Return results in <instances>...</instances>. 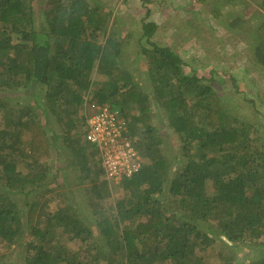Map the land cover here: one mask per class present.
<instances>
[{"label": "trees", "instance_id": "trees-1", "mask_svg": "<svg viewBox=\"0 0 264 264\" xmlns=\"http://www.w3.org/2000/svg\"><path fill=\"white\" fill-rule=\"evenodd\" d=\"M141 24L145 70L135 78L122 64L129 34L118 35L112 11L99 0H45L41 12L32 0H0V245H16L0 260L204 264L198 250L222 239L232 253L223 255L225 264L237 252H259L243 264H264V147L252 137L260 132L234 124L212 81L196 68L187 71L177 52L152 39L156 23ZM258 37L264 62L263 21ZM24 89L33 104L12 103ZM85 101L124 117L143 158L141 168L117 184L103 168L102 180L89 177L92 143L81 139ZM160 112L181 137L173 172L161 150ZM60 138L70 151L62 155L71 159L68 166L83 173L77 178L82 203L74 189L56 192L57 177L47 174L48 161L62 150ZM86 178L91 185L82 188ZM110 184L124 193L99 210L112 195ZM58 197L55 209H47L42 199ZM85 209H92L91 218ZM64 236L78 241V249L68 251Z\"/></svg>", "mask_w": 264, "mask_h": 264}, {"label": "rangeland", "instance_id": "rangeland-1", "mask_svg": "<svg viewBox=\"0 0 264 264\" xmlns=\"http://www.w3.org/2000/svg\"><path fill=\"white\" fill-rule=\"evenodd\" d=\"M32 1L35 9L41 12L43 5L45 4V0ZM99 1L104 5V8L112 11V21L118 35L126 36L129 34L130 40L123 47L122 50V54L124 55V61L122 64L126 68L130 67L132 69L133 74L136 75L137 72H142L140 70H145V60L142 55L140 56V49L138 46V38L141 35L142 21L145 20L146 22H155L157 24V29L154 34V40L158 41L161 44H166L170 46L175 52L178 51L183 57H185V50L188 48V45L184 46V44L186 39L189 38V36L185 34L184 22H186V20H189L190 18L187 16H190V14H192V12L190 13L189 7H196L197 9H195L198 10L200 7L199 4L196 5L198 1L208 4H211L212 2L218 4L219 0H126L125 2H120L116 0ZM222 1L228 2L227 0ZM262 2L263 0H244V2H242V5L244 7L240 10H237V12L242 10L244 12L243 14L247 15L249 12H251L250 10L253 11L251 7H255L253 11L254 13L259 12L260 14L264 15V9L261 5ZM67 3L69 4V0H67ZM202 8H206V5L205 7L202 6ZM206 10L209 14V8H206L205 10L201 11ZM222 11L226 13L228 11L230 12V9L222 8ZM229 15L230 14H228V16ZM237 24L238 25L236 26L234 24V27L240 29L241 37H243L239 41L240 51L246 55L247 59L251 58L253 65L252 63L246 62L247 60L243 61V57H245V55L241 56L240 62H243L244 64L241 65L244 68L242 69L243 75L240 77L239 80H236L237 83L233 88L229 89L225 85L224 87H219V94L220 96H222V99L229 114L235 121L234 124H244L250 126L251 128H255L258 132H260V134H254L252 132V137L258 142L259 145H262L264 147V73L260 76L257 74V72L255 73L256 75L254 74V71H264V67L262 66L264 65V62L263 60L259 59V56H257V51L255 48L256 43L253 40H250L248 42L252 34L250 33V31L248 32L249 34L245 33V30L247 31L249 28L253 27V21H251L250 19H247L246 21L240 20L237 22ZM244 27L246 29H244ZM256 36H258L257 33ZM245 59L246 58H244V60ZM246 63L249 64L248 67L246 66ZM223 74H212L211 78H213L214 80V82H212L213 86H216V80L219 75ZM95 75L96 76L94 78L99 79V76H97V74ZM235 76L237 77L238 75L235 74ZM137 77L138 75L135 76V78ZM31 94L32 92L28 89L21 90L20 93L16 94L17 97L12 101V103L19 104L21 102L22 105L25 103L33 104L35 98ZM78 119H80V116H78ZM164 120L165 117L163 113L160 112L157 116L156 122L157 126L160 128V134L163 139L161 144V150L164 155L169 158L170 163L172 162L171 167L173 172V170L176 169L179 165L178 160L181 154V137L170 131L169 128L164 125ZM79 123L80 125L78 129L82 130V124L80 120ZM81 139L83 140L82 134ZM58 142L59 145L62 147V150L61 152L59 151L58 153H55L54 158L48 161L49 171L47 174L51 178L57 177V181L55 182V184H57L56 192L62 190L65 191L67 189L69 192H71L72 189H74L75 195L77 196L78 200L82 203L83 190L77 189L79 187V185L77 184V178L83 173H81L79 169L74 170L71 169V166H68V164H71L69 163L71 159L63 158L62 155L64 151L68 153L70 151L65 149L64 143L61 141V138L58 140ZM90 153H92V150ZM65 164H67V166H64ZM88 166H91L92 169L89 177L94 179L93 182H97L103 179V176L100 172L97 157L94 154H91ZM96 172L98 174H96ZM56 173H59V175L57 176ZM90 185L91 180L89 178H86L82 183V188L84 186L89 187ZM64 186L65 188H67L64 189ZM110 188L112 195H110V198L105 199L103 201L104 207H97L99 208V210L103 211L108 209L110 204L114 203L116 201V198L122 196L124 193L123 190L120 189L119 184H110ZM59 199L60 198L58 197L56 200L54 199L55 201L51 202L48 201V199L46 198H43L42 200L48 202L45 205L48 206V208L46 207L47 209L54 210L56 207V203L59 201ZM174 208L175 206L171 210H173ZM85 211V216L91 218L92 209H85ZM108 211H104L106 216H109ZM88 223H90V225H92L93 227L95 226L93 221ZM94 233L97 235L96 231H94ZM61 240L66 245L68 251L76 250L80 245L78 241L67 240L65 236ZM224 243H226V240L224 241L222 239H216L215 242L209 247L198 250V253L204 259V264L227 263V261L223 260V255H231L232 253L230 248L226 247ZM15 246L16 245L13 244L11 246H8L7 243L1 244L0 254L6 253L7 255H9V253H12ZM240 253L237 252L236 259L233 261V263L243 264L245 262L251 261L252 259H255L256 254H258L259 252H254L250 256L245 255V253L241 255ZM13 260L14 257L9 256L8 259L6 258L0 260V264H16ZM19 264L21 263L19 262Z\"/></svg>", "mask_w": 264, "mask_h": 264}, {"label": "crops", "instance_id": "crops-1", "mask_svg": "<svg viewBox=\"0 0 264 264\" xmlns=\"http://www.w3.org/2000/svg\"><path fill=\"white\" fill-rule=\"evenodd\" d=\"M116 1L125 2L126 0ZM198 4L200 5L199 9L205 10L206 8H209L210 12L208 14L207 10L201 11L199 9L196 10V7V9L189 7L190 13L192 12V14H190V16H187L190 19L184 22L185 34L189 36V38L186 39L184 46L188 45V48L185 50V57H183L178 51L177 53L185 61V69H187V71L191 72L192 70H195L194 68H196V71L200 75L204 76L207 80L210 79L212 82H214L213 78H211L213 73H224L223 75H219V77L217 78L215 87L219 92V87H224V85L227 88L231 89L236 85V80H239L243 75L242 69L244 68L241 65L244 64L243 62H240V57L245 55L240 51L239 46V41L243 38L241 37V31L239 28L234 27V24L235 26L238 25L237 22L240 20L246 21L247 19H250L251 21H253V27L249 28L247 31L245 30V33L247 34L250 31L253 37L251 36L248 42L250 40H253L257 44L260 38L256 36V33L258 34V32L256 31H258V27L260 26L262 20L264 23V18L262 17L264 15L260 14L259 12L254 13L253 11L255 7H251L253 11L250 10L251 12H249L247 15H243L242 18H238L236 17V15L238 14L237 10L242 9L244 6L242 5V3L237 2L229 3L221 1L218 4H215L213 2L211 4H208L198 1L196 5ZM205 5L206 8H202V6L205 7ZM261 5L264 9L263 2ZM222 8H228L230 9V12L228 11L225 13L222 11ZM218 9L220 10V13L217 11ZM228 14L230 15L228 16ZM244 29L246 28L244 27ZM152 39L154 40V35ZM244 58L246 59L244 60ZM243 61L252 63L251 58L247 59L246 55L245 57H243ZM246 66L248 67L249 64H247ZM256 72L259 76L264 73V71H254V74ZM235 74H237L238 76L236 77ZM83 114H86L85 109H83ZM83 141H85L84 138ZM91 150L92 153H90ZM87 152L90 154H94L97 157L98 164L101 170L102 167L100 157L96 147L93 144H90Z\"/></svg>", "mask_w": 264, "mask_h": 264}, {"label": "built area", "instance_id": "built-area-1", "mask_svg": "<svg viewBox=\"0 0 264 264\" xmlns=\"http://www.w3.org/2000/svg\"><path fill=\"white\" fill-rule=\"evenodd\" d=\"M84 137L97 149L105 177L118 183L137 172L143 163L129 135L127 122L108 105L85 101Z\"/></svg>", "mask_w": 264, "mask_h": 264}, {"label": "clouds", "instance_id": "clouds-1", "mask_svg": "<svg viewBox=\"0 0 264 264\" xmlns=\"http://www.w3.org/2000/svg\"><path fill=\"white\" fill-rule=\"evenodd\" d=\"M85 97H87V96H85ZM85 132V131H84ZM84 132H83V138L85 139V137H84ZM86 140V139H85Z\"/></svg>", "mask_w": 264, "mask_h": 264}, {"label": "bare ground", "instance_id": "bare-ground-1", "mask_svg": "<svg viewBox=\"0 0 264 264\" xmlns=\"http://www.w3.org/2000/svg\"><path fill=\"white\" fill-rule=\"evenodd\" d=\"M105 178H106V177H105ZM123 179H124V178H123ZM120 181H121V180H120ZM120 181H119V182H120ZM114 183H115V182H114ZM116 184H117V183H116Z\"/></svg>", "mask_w": 264, "mask_h": 264}]
</instances>
